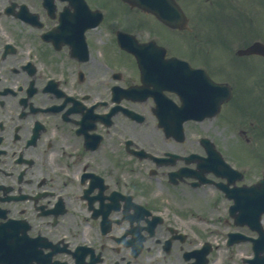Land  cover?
Wrapping results in <instances>:
<instances>
[{"label": "flooded vegetation", "instance_id": "obj_1", "mask_svg": "<svg viewBox=\"0 0 264 264\" xmlns=\"http://www.w3.org/2000/svg\"><path fill=\"white\" fill-rule=\"evenodd\" d=\"M192 1L196 26L255 35L182 38L125 4L123 49L107 9L78 38L66 0H0V264H264L263 191L247 200L264 47L239 52L264 45L263 22L245 0Z\"/></svg>", "mask_w": 264, "mask_h": 264}, {"label": "rangeland", "instance_id": "obj_2", "mask_svg": "<svg viewBox=\"0 0 264 264\" xmlns=\"http://www.w3.org/2000/svg\"><path fill=\"white\" fill-rule=\"evenodd\" d=\"M109 10V13L114 19H117L122 26L130 24L129 17L126 15V7H124L119 0H101ZM190 1V0H189ZM219 1V0H218ZM246 4H250L255 7L259 19L264 23V0H245ZM205 4H207L204 1ZM209 5V4H207ZM153 29V28H152ZM149 33L144 32L145 36ZM160 38H164L163 35L159 34ZM196 200L195 197L190 193H185L181 198L177 200ZM206 195H200L199 200H206Z\"/></svg>", "mask_w": 264, "mask_h": 264}, {"label": "water", "instance_id": "obj_3", "mask_svg": "<svg viewBox=\"0 0 264 264\" xmlns=\"http://www.w3.org/2000/svg\"><path fill=\"white\" fill-rule=\"evenodd\" d=\"M138 3H143V2H138ZM166 22L171 23V21H169L168 19H166Z\"/></svg>", "mask_w": 264, "mask_h": 264}]
</instances>
